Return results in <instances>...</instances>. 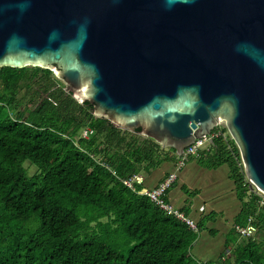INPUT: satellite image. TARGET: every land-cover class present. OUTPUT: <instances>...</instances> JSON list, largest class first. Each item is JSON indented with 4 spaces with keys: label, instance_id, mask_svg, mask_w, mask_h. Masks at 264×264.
I'll use <instances>...</instances> for the list:
<instances>
[{
    "label": "water",
    "instance_id": "obj_1",
    "mask_svg": "<svg viewBox=\"0 0 264 264\" xmlns=\"http://www.w3.org/2000/svg\"><path fill=\"white\" fill-rule=\"evenodd\" d=\"M29 66L179 156L227 125L264 192V0H0V68Z\"/></svg>",
    "mask_w": 264,
    "mask_h": 264
},
{
    "label": "trees",
    "instance_id": "obj_2",
    "mask_svg": "<svg viewBox=\"0 0 264 264\" xmlns=\"http://www.w3.org/2000/svg\"><path fill=\"white\" fill-rule=\"evenodd\" d=\"M67 85L50 68H0V264H264V209L231 136L197 160L228 166L243 204L237 224L254 217L258 236L238 244L234 231L225 255L205 263L192 255L197 233L123 182L176 168V150L97 116Z\"/></svg>",
    "mask_w": 264,
    "mask_h": 264
},
{
    "label": "crops",
    "instance_id": "obj_3",
    "mask_svg": "<svg viewBox=\"0 0 264 264\" xmlns=\"http://www.w3.org/2000/svg\"><path fill=\"white\" fill-rule=\"evenodd\" d=\"M187 163L179 173V183H176L169 190L168 199L178 209L186 210L184 213L194 220L198 226L202 227L201 234L212 236L214 242L220 244V248L223 249L218 253L220 260L221 255L225 251V242L235 231V226L238 225L237 221L242 213L243 204L240 201L236 184L231 177L228 166L211 168L201 164L197 159L189 160ZM174 170L175 166L173 164H165L150 176L145 177L143 175L145 177V186L149 189L158 187L168 174ZM181 182L182 184L180 185ZM218 184H224L221 190L225 189L227 191L222 193L225 197H222L220 192L216 190L215 186ZM255 224H257V221ZM236 235L238 236L237 233ZM257 236L258 234L254 237ZM244 239L238 236L237 243L239 244ZM230 252L231 249H228L227 254H230ZM203 257L206 260L209 258L205 253ZM222 260H225V257ZM210 261L212 260L209 258L207 262Z\"/></svg>",
    "mask_w": 264,
    "mask_h": 264
},
{
    "label": "built area",
    "instance_id": "obj_4",
    "mask_svg": "<svg viewBox=\"0 0 264 264\" xmlns=\"http://www.w3.org/2000/svg\"><path fill=\"white\" fill-rule=\"evenodd\" d=\"M218 128H222V129L215 131ZM223 128L225 129L227 128V126H225V124H218L211 135L204 136L203 138L196 140V142L191 147L187 148L185 153L182 156H180V158L178 159L177 167L175 168L173 173L162 184H160L158 187L154 189L143 187L140 190H137V194L141 196H147L152 201V203L158 206L167 215L175 217L177 220H179L182 223H185L193 231L198 233L199 228L197 223L191 218H189L183 211L176 208L171 203H168L166 201V196L169 190H171L176 184L179 178L180 171L183 169V167L187 164V162L191 158H195V159L200 158L203 152L210 150L211 145L214 143L216 139L222 137L225 140H228L229 137L227 138L224 137L225 134L227 133L224 132ZM92 134L93 131L86 129L82 137L89 138L90 135ZM123 182L129 189L135 190L136 186H143L145 184V177L143 175H135L124 180ZM253 191L260 197L259 206L262 209H264V192H262L260 189L257 188H255ZM255 223L256 220L251 217L246 226L236 225L235 231L240 238H245V239L252 238L257 234L258 231Z\"/></svg>",
    "mask_w": 264,
    "mask_h": 264
},
{
    "label": "rangeland",
    "instance_id": "obj_5",
    "mask_svg": "<svg viewBox=\"0 0 264 264\" xmlns=\"http://www.w3.org/2000/svg\"><path fill=\"white\" fill-rule=\"evenodd\" d=\"M67 89L69 91H71L69 87ZM75 97H76V99L79 102H84V100L80 99L78 96H75ZM225 126H227V125H225ZM124 130H126V129H124ZM129 131H131V130H129ZM140 136L143 137V138L148 137V136H145V135H142V134H140ZM224 137L225 138L229 137V134L228 133L225 134ZM212 145H211L210 150H212ZM163 149H165V151L167 153H170V149L169 148H163ZM29 169H30L31 172H33L35 168L32 167V166H29ZM178 183L179 182L177 181V184ZM181 184H182V182L180 183V185ZM223 186H224V184H218V185L215 186V188H216L217 191L220 192L222 197H225V195H223L222 193H225L227 191L225 189L221 190V188ZM200 237L201 238H199V241L195 244V246H194V248L192 250V255L195 258H197L198 260L203 261V262L209 261V258L212 261H215V262L218 261L219 260L218 253H220L223 250V249L220 248V244L218 242H214V239H213L212 236L210 237V236H207L206 234L205 235L201 234ZM234 247H235V245L233 244L231 246V248H234ZM204 253H205V255L209 256V258L207 260L203 257Z\"/></svg>",
    "mask_w": 264,
    "mask_h": 264
},
{
    "label": "clouds",
    "instance_id": "obj_6",
    "mask_svg": "<svg viewBox=\"0 0 264 264\" xmlns=\"http://www.w3.org/2000/svg\"><path fill=\"white\" fill-rule=\"evenodd\" d=\"M85 101H86V100H85ZM227 129H228V128H227ZM85 130H86V129H85ZM85 130H84V131H85ZM84 131H83L82 133H84ZM228 131H229V130H228ZM229 134H230V133H229ZM230 136H231V135H230ZM178 156H179V155H178ZM177 181H178V180H177ZM143 187H146L145 184L143 185ZM143 187H142V188H143ZM252 190H254V189H252ZM172 205H173V204H172ZM176 208H177V207H176ZM198 228H199V227H198ZM194 232H195V231H194ZM195 233H197V232H195ZM197 234H198L199 237H200V235H201V230H200V229H199V232H198ZM199 237H198V238H199Z\"/></svg>",
    "mask_w": 264,
    "mask_h": 264
}]
</instances>
